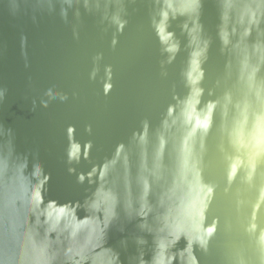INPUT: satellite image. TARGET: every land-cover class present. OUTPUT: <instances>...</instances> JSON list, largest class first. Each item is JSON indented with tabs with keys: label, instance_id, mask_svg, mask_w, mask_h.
Returning a JSON list of instances; mask_svg holds the SVG:
<instances>
[{
	"label": "water",
	"instance_id": "obj_1",
	"mask_svg": "<svg viewBox=\"0 0 264 264\" xmlns=\"http://www.w3.org/2000/svg\"><path fill=\"white\" fill-rule=\"evenodd\" d=\"M0 264H264V0H0Z\"/></svg>",
	"mask_w": 264,
	"mask_h": 264
}]
</instances>
